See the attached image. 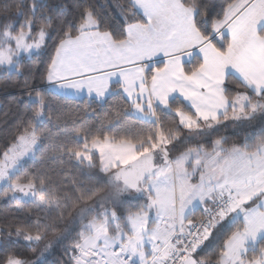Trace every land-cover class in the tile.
<instances>
[{
  "label": "snow or ice",
  "instance_id": "1",
  "mask_svg": "<svg viewBox=\"0 0 264 264\" xmlns=\"http://www.w3.org/2000/svg\"><path fill=\"white\" fill-rule=\"evenodd\" d=\"M14 77L0 264H264V0H3Z\"/></svg>",
  "mask_w": 264,
  "mask_h": 264
},
{
  "label": "trees",
  "instance_id": "2",
  "mask_svg": "<svg viewBox=\"0 0 264 264\" xmlns=\"http://www.w3.org/2000/svg\"><path fill=\"white\" fill-rule=\"evenodd\" d=\"M3 0H0L2 3ZM50 4L71 3V0H48ZM103 3L104 0H99ZM20 78L14 77L13 81L9 83L4 80L0 83V142H2L9 134V131L16 120L19 112L23 109V102L20 99L23 96L24 90L19 86ZM7 84V86H5ZM71 109H76L78 105L83 104L82 98L69 97L64 101ZM224 135L232 136L233 129H227ZM11 209L8 205L0 202V212H8ZM48 264H60L62 259L61 248L54 246L53 249L47 254Z\"/></svg>",
  "mask_w": 264,
  "mask_h": 264
},
{
  "label": "crops",
  "instance_id": "3",
  "mask_svg": "<svg viewBox=\"0 0 264 264\" xmlns=\"http://www.w3.org/2000/svg\"><path fill=\"white\" fill-rule=\"evenodd\" d=\"M69 97H72V98H77V97H73V96H69ZM77 99H79V98H77Z\"/></svg>",
  "mask_w": 264,
  "mask_h": 264
}]
</instances>
